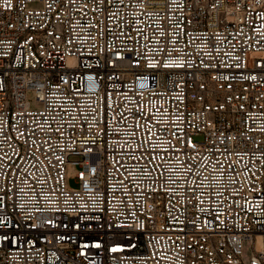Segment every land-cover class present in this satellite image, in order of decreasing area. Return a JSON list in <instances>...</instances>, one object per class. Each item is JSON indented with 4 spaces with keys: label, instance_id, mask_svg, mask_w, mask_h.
<instances>
[{
    "label": "built area",
    "instance_id": "obj_1",
    "mask_svg": "<svg viewBox=\"0 0 264 264\" xmlns=\"http://www.w3.org/2000/svg\"><path fill=\"white\" fill-rule=\"evenodd\" d=\"M0 264H264V0H0Z\"/></svg>",
    "mask_w": 264,
    "mask_h": 264
},
{
    "label": "rangeland",
    "instance_id": "obj_2",
    "mask_svg": "<svg viewBox=\"0 0 264 264\" xmlns=\"http://www.w3.org/2000/svg\"><path fill=\"white\" fill-rule=\"evenodd\" d=\"M27 97H28V100L31 103L32 107L37 108L38 103H37L35 94L33 92H29L27 94ZM77 171H78L77 167H74V166H68L67 167V181H68V184L70 186H74V179H75ZM256 243H259L258 239H257ZM252 247H253V242H251V241L245 242L244 252H245V255L247 257L251 256Z\"/></svg>",
    "mask_w": 264,
    "mask_h": 264
}]
</instances>
